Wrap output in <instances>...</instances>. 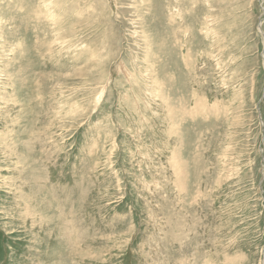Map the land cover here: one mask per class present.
I'll return each instance as SVG.
<instances>
[{
	"label": "rangeland",
	"instance_id": "374dc122",
	"mask_svg": "<svg viewBox=\"0 0 264 264\" xmlns=\"http://www.w3.org/2000/svg\"><path fill=\"white\" fill-rule=\"evenodd\" d=\"M0 264H264V0H0Z\"/></svg>",
	"mask_w": 264,
	"mask_h": 264
}]
</instances>
